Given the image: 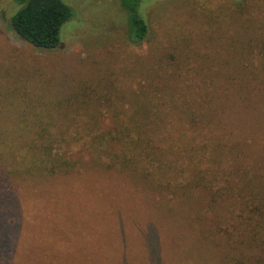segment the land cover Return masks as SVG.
Segmentation results:
<instances>
[{
	"label": "rangeland",
	"instance_id": "1",
	"mask_svg": "<svg viewBox=\"0 0 264 264\" xmlns=\"http://www.w3.org/2000/svg\"><path fill=\"white\" fill-rule=\"evenodd\" d=\"M60 1L73 16L58 47L44 51L12 31L21 5L0 0V134L13 131V118L74 130L101 117L108 130L111 115L127 119L152 100L164 106L148 115L163 118L169 179L151 182L148 165L147 177L93 167L85 156L79 169L47 177L4 167L0 264H264V244L225 215L233 191H254L247 177L264 180V0H141L140 45L128 42L117 0ZM190 102V115L234 153L214 182L222 192L192 179L199 170L186 144L208 134L187 122Z\"/></svg>",
	"mask_w": 264,
	"mask_h": 264
},
{
	"label": "trees",
	"instance_id": "2",
	"mask_svg": "<svg viewBox=\"0 0 264 264\" xmlns=\"http://www.w3.org/2000/svg\"><path fill=\"white\" fill-rule=\"evenodd\" d=\"M14 1L21 5L10 19V27L14 34L37 50L48 51L57 48L59 29L65 22L71 20L73 16L71 9L60 0ZM117 1L124 13L128 42L132 45H140L148 31L141 14L142 1ZM148 102L144 105L141 103L135 105L134 114L127 119L119 115H111L108 130L99 129L102 125L101 121L104 120L101 117L82 121L74 126V130L70 127L62 129L57 124H40V120L32 124V121L27 123L25 119L13 118L12 128H8L13 131L10 134H0V172H8L4 168L6 167L25 177L65 174L79 169L85 156L90 166L117 168L115 170L119 171L137 168L143 177H147V168L143 165H148L147 173L153 179L151 182L166 184V180L169 179L166 168L170 162L161 166L165 159L158 140L163 118L162 116L152 118L148 115L150 111L158 110L162 105H157L152 100ZM192 103L182 106L188 117L187 122L195 126L198 135L208 134L206 140L203 138L199 142L188 139L186 144L187 150L195 155V157L190 156L192 168L199 170H195L193 173L195 178L192 179H196L197 183L204 186L208 185L212 193L213 190L222 192L214 182L223 177L224 173H221V170H225L226 161L232 158L234 153L224 152L221 149L219 144L222 142L213 138L214 129H205L208 125L202 122L203 118L196 120L190 115L195 109ZM208 107L203 103V108L208 109ZM128 110L129 107H126V111ZM46 127H53V130L48 131ZM197 146L200 148L194 150ZM249 168L243 170L250 172L249 175L261 171L258 166ZM157 176H160V179ZM247 179L255 184L254 191L248 192L251 188L249 183H246L248 188L238 189L239 193L233 191L236 201L234 202V197L231 198V210L225 215L230 216L234 222L237 221L238 224L242 222L249 227L248 240L251 243L263 245L264 228L261 225H264V180L260 175H253ZM231 240L237 241L238 238L235 236Z\"/></svg>",
	"mask_w": 264,
	"mask_h": 264
}]
</instances>
